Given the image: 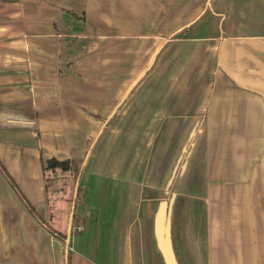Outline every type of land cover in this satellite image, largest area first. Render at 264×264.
Masks as SVG:
<instances>
[{
    "label": "crops",
    "instance_id": "0c3cea01",
    "mask_svg": "<svg viewBox=\"0 0 264 264\" xmlns=\"http://www.w3.org/2000/svg\"><path fill=\"white\" fill-rule=\"evenodd\" d=\"M0 162V264H264V0H0Z\"/></svg>",
    "mask_w": 264,
    "mask_h": 264
},
{
    "label": "trees",
    "instance_id": "16d2710c",
    "mask_svg": "<svg viewBox=\"0 0 264 264\" xmlns=\"http://www.w3.org/2000/svg\"><path fill=\"white\" fill-rule=\"evenodd\" d=\"M85 161H86V157L82 158L80 160H59L57 158H49L46 162V166L47 167H58V168H62L64 170H68V169H73L74 173H75V183H76V187L78 188V183L81 179L83 170H84V165H85ZM0 172L4 175V177L8 180V182L10 183V185L12 186V188H14L15 190H17V186L13 180V178L10 176V174L8 173V171L5 169V167L1 164L0 162ZM30 211H35L33 207H31L30 205L26 204ZM42 224L44 225V227L51 232L55 237L64 240L66 244H68L69 242V234H64L54 228H52L51 226H49L45 221L42 220ZM64 264H72V257H71V253L69 249H66V255H65V260H64Z\"/></svg>",
    "mask_w": 264,
    "mask_h": 264
},
{
    "label": "rangeland",
    "instance_id": "374dc122",
    "mask_svg": "<svg viewBox=\"0 0 264 264\" xmlns=\"http://www.w3.org/2000/svg\"><path fill=\"white\" fill-rule=\"evenodd\" d=\"M31 212V211H30ZM32 213H33V215H34V217H36L37 218V220L39 221V223H41L42 224V220H43V217L44 216H42L40 213H38V212H36V211H32ZM40 214V215H39ZM65 216H66V214H65ZM72 225H75V223H78V221H79V219L76 217V216H73V213H72ZM57 221H58V223L59 224H62V222H63V218H62V216H59L58 217V219H57ZM51 225V224H50ZM42 226H44L43 224H42ZM58 229V228H57ZM70 234V236H71V233L73 234V232L71 231V227H70V230L67 232V234ZM78 234H80V232L78 233ZM59 246V245H58ZM57 246V244H56V264H58V260H59V254L61 253L62 254V256L64 257V254H65V252H66V249H69L70 250V253L72 252V250L68 247V244L66 245V247L65 246H62V245H60V247H62L61 248V251H60V249L59 248H57L58 247ZM60 251V252H59Z\"/></svg>",
    "mask_w": 264,
    "mask_h": 264
}]
</instances>
